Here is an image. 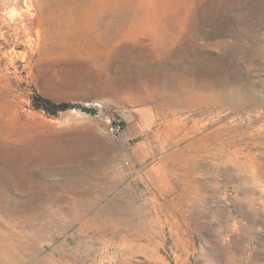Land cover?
<instances>
[{"label": "rangeland", "instance_id": "374dc122", "mask_svg": "<svg viewBox=\"0 0 264 264\" xmlns=\"http://www.w3.org/2000/svg\"><path fill=\"white\" fill-rule=\"evenodd\" d=\"M0 264H264V0H0Z\"/></svg>", "mask_w": 264, "mask_h": 264}, {"label": "trees", "instance_id": "16d2710c", "mask_svg": "<svg viewBox=\"0 0 264 264\" xmlns=\"http://www.w3.org/2000/svg\"><path fill=\"white\" fill-rule=\"evenodd\" d=\"M33 106L35 109L43 110L52 116H56L59 112H64L72 108L68 103H56L39 94L33 97ZM87 112L95 114L93 110H88Z\"/></svg>", "mask_w": 264, "mask_h": 264}, {"label": "built area", "instance_id": "2783aa9c", "mask_svg": "<svg viewBox=\"0 0 264 264\" xmlns=\"http://www.w3.org/2000/svg\"><path fill=\"white\" fill-rule=\"evenodd\" d=\"M124 130V125L120 122H116L109 127V132L111 134H120L123 133Z\"/></svg>", "mask_w": 264, "mask_h": 264}]
</instances>
